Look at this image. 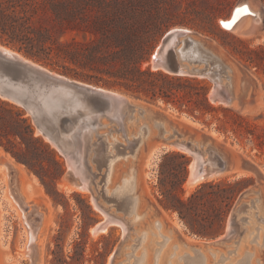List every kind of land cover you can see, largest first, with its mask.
Returning <instances> with one entry per match:
<instances>
[{
    "label": "trees",
    "instance_id": "trees-1",
    "mask_svg": "<svg viewBox=\"0 0 264 264\" xmlns=\"http://www.w3.org/2000/svg\"><path fill=\"white\" fill-rule=\"evenodd\" d=\"M193 6L161 0H0V45L44 67L60 68L65 76L111 83L136 99L161 100L200 120L218 110L208 101L204 79L143 67L171 27L187 26L203 34L214 26L220 12ZM222 110L225 114L216 118L214 127L218 134L231 132L234 139L264 145V134L256 133L237 113ZM0 148L36 175L48 194L58 195L55 186L63 164L55 150L35 134L23 108L1 98ZM163 160L172 164L167 169L160 165V175L165 174L170 184L159 182L164 208L175 211L191 234L215 236L250 178L232 184L203 182L184 200L178 191L185 182L189 158L169 151Z\"/></svg>",
    "mask_w": 264,
    "mask_h": 264
},
{
    "label": "rangeland",
    "instance_id": "rangeland-1",
    "mask_svg": "<svg viewBox=\"0 0 264 264\" xmlns=\"http://www.w3.org/2000/svg\"><path fill=\"white\" fill-rule=\"evenodd\" d=\"M161 1L167 3L177 2L183 7H186L187 5H194L193 7L196 9L212 7L215 12H220L214 22V26L210 28V30L208 29V32L203 34L196 33L187 26L181 27L191 30L199 38L211 43L225 58L248 73L251 79L255 82L257 89L255 103L245 110H240L235 105L231 107H223L217 103H212L209 100L212 84L209 80L204 79L205 81H203V83L209 86L207 93L208 101L213 107L218 108V110L210 114H205L200 120H196L184 112H179L170 104H164L161 100L152 102L144 99H136L126 94L120 88L113 86L111 83L94 84L76 79L93 86L122 92L128 95L136 104L148 109L143 116L139 117L137 122L140 125L144 123L148 125L151 132L150 137L140 147L134 159L119 158L115 161L110 180L109 182L106 181L105 184V189L107 190L106 196L110 197L112 191L116 187L122 186V181L124 179L131 177V170L134 169L133 183H135V187L132 183V192H134V189L136 188L134 193H136L135 195H137L140 199L138 212L139 214L144 212V222L141 223L139 221L140 224H134V222L130 220L133 219L135 214L125 216L121 210L116 209L113 202H107L103 199L101 186L103 184L102 174L105 172V168L103 166L100 168L97 167L94 162L89 161L88 167L90 172H95V181L97 183L100 181V183L97 184L98 187L96 186V188H94V184H91L93 189H90L91 191L85 190L83 191L84 193H82V191L80 192L76 189L73 190L74 187L64 180L63 176L67 169L66 163L64 158L55 151L57 158L63 164V173L55 186L58 195H51L47 193L45 187L36 175L28 171L22 164L17 163L13 158L11 165H16L15 169L13 168L16 171V186L14 188V192H11L8 171L7 169L3 170L1 168L2 164L0 161V264H31V260L25 252L29 228L23 219V213L26 216V213H30L32 209H37L38 211L36 212L42 215L41 225L39 224L38 229L39 233L37 234V239L34 243L36 244L35 264H132L133 258L128 259L126 254L131 252L130 246L135 244L133 240L140 236V234L136 231L138 230L140 232L146 230V225L153 223L154 221H158L161 224L162 228L160 231H163L164 235H168L167 231H170L169 234L174 242L181 240L186 242L188 245L200 247L202 249L203 242H211L214 239L223 236L227 230L232 212L240 204V194L257 184V175L252 172L244 171V174L237 176V174L229 172L220 177L203 181L232 184L239 180V178H250V183L237 195L225 222L223 223L222 229L215 236L199 237L191 234L184 222L178 217L177 213L175 211L165 209L162 205L163 197L161 195L159 182L163 179L165 180L166 187H169L170 184L168 183V178L165 174L160 175V165H163L162 169H167V166H171L172 164H170L171 162H168V160L163 162V155L169 151L176 150L160 152L156 159H151L153 151L158 147H161V142L152 136L155 132V129L152 126L155 119L152 115L154 112L162 113L168 120L174 123L181 124L185 127L210 135L218 144L225 147V149L234 157L238 166L240 159H245L254 164L262 175L261 184L259 185V201H261L264 209V145L260 147L257 146L255 142H249L248 139H234L231 132H229L227 136H223L218 134L214 128L217 123L216 118H223V115L225 114L222 109H228L229 111L237 113L244 118V120L251 127L255 128L256 133L264 134V2H262V0ZM242 2H250L248 4L249 7L253 11H259L261 17V28L259 32L248 36H245V34L240 31H228L222 28L219 24L220 20L228 19L234 7ZM21 55L27 58L23 54ZM35 63L39 64L37 62ZM148 64L149 62L143 64V67H146ZM39 65L43 66L42 64ZM45 68L58 74H61L62 72L60 68ZM67 77L75 79L72 76ZM196 79L200 81L203 80L198 78ZM219 107H221V110ZM103 121L104 123H107V125L104 128H101L99 133L105 134V140L109 144V150H112L114 141L125 144L124 138H122V132L115 131L114 128H116V126L109 123L108 120L104 119ZM127 123L130 124L124 128L127 131V134H135L138 130L137 127H135V123ZM204 123H210V125L207 126ZM120 148L122 147L120 146ZM0 149L4 151L2 148ZM112 152L115 153V150H112ZM0 157L5 159L1 155ZM187 157L189 158L190 163L192 158L189 155H187ZM153 161L154 164H152ZM189 170L188 166L187 174ZM95 181L94 183H96ZM201 183L195 186H186L185 181L182 185L181 191H178V194L185 200L190 194L196 191ZM23 184L25 188L29 187L31 190L28 196L22 192ZM14 194L17 196L18 200H23L24 206H28L25 212L22 208H19L21 206L18 204ZM93 197L101 206L109 208V212L114 216V218H125L126 220H129V228L125 230L121 224H117L113 221L107 226L106 231H101V233L99 232L96 236H93L91 233L93 227L101 221L103 222L105 219L104 213L94 206ZM250 198H255V196L252 195L245 201L248 202ZM243 216L248 218L246 212L243 213ZM246 220L240 222L237 234L226 245L210 247L215 252V256H212L206 249V253H204L206 257H209L210 260L213 259L211 264H233L236 260L241 258L246 251L255 253L251 259V264H257L255 262L256 259L260 260L259 263L264 264V244L263 247L262 245L257 247L258 245L255 243H249L250 245H248L245 242L247 231L251 230V222L250 220L249 222ZM127 233L129 234L128 236H126ZM155 233H158V231L156 230ZM152 240L156 242L160 241L161 238L156 234L147 235V237L140 240V246L134 251V256L140 257L141 253L144 251L141 248L142 244L145 246L147 245L148 248L146 249L147 254L145 257L146 259H150L149 264H153L154 262ZM243 243L245 244L244 246ZM125 245L127 248L123 249L122 247ZM183 252L186 251L184 250ZM182 254L183 253L179 255ZM160 255L158 257L157 264H159ZM223 257H225L226 260H221ZM215 260H218V262H215ZM177 262L179 264H183L182 261Z\"/></svg>",
    "mask_w": 264,
    "mask_h": 264
},
{
    "label": "water",
    "instance_id": "water-1",
    "mask_svg": "<svg viewBox=\"0 0 264 264\" xmlns=\"http://www.w3.org/2000/svg\"><path fill=\"white\" fill-rule=\"evenodd\" d=\"M247 4L249 3L242 2L240 6H236L227 23L233 25L238 19L250 17L252 22L249 28L254 33L259 32L261 28L259 11L236 14L237 8ZM237 15L238 18L234 20ZM219 24L224 28L222 20ZM148 62L150 69L154 71L178 77L209 80L212 84L209 100L220 106L231 107L236 103L240 110H245L256 101V85L248 73L225 58L211 43L199 38L187 28L177 26L168 29L162 35ZM0 98L24 109L31 119L35 134L41 136L64 158L67 169L63 177L74 188L90 190L89 187L83 186L82 180L78 177L77 165L80 155L83 156L84 163L87 162L84 152L104 151L108 145L105 134L99 133V130L107 125L104 119L116 126L115 131L122 132V138L127 145L132 146V152L137 150L138 153L140 147L150 137L149 133L147 135L145 123L140 125L137 121L135 127L138 132L135 135L132 134L128 139L124 133V128L130 125L127 123L128 120L133 116L139 118L148 111L147 108L133 102L128 95L55 73L11 49L6 50L2 45H0ZM152 115L155 117L152 125L155 132L152 136L161 142L160 149L153 154V160L160 152H167L170 148L191 156L192 160L188 166L192 163L194 169L192 172L189 170L186 182L190 176L203 179L216 177L237 165L234 157L210 135L174 123L160 112H154ZM113 146L117 148L121 145L114 141ZM238 163L237 166L241 170L257 175V184L240 194V204L232 212L224 235L211 242H203L204 247L226 245L237 234L240 222L246 219L243 213L260 199L259 185L262 175L259 170L245 159H240ZM6 169L10 190L14 192L16 171L8 165ZM252 195L255 198L245 201ZM14 197L17 199L15 194ZM18 203L22 210H27L21 200H18ZM93 203L105 215L103 222L93 227L95 232H99L115 218L109 212V208L101 206L94 197ZM116 209L118 210L117 207ZM25 219L34 236L41 214L33 209L26 214ZM29 249L31 264H35L34 242L30 244Z\"/></svg>",
    "mask_w": 264,
    "mask_h": 264
},
{
    "label": "bare ground",
    "instance_id": "bare-ground-1",
    "mask_svg": "<svg viewBox=\"0 0 264 264\" xmlns=\"http://www.w3.org/2000/svg\"><path fill=\"white\" fill-rule=\"evenodd\" d=\"M248 3H250V2H248ZM236 6H240V4H238ZM247 7H248V11H250L252 13H256L257 12V11H253L249 7L248 4H247ZM236 17L234 18V20L236 19ZM229 19H230V17L228 19H226V20H222V22L227 23V21ZM251 22H252V19L250 17H244V18L238 19L233 25L230 24V27H225L224 26V29H226L228 31H240L241 33L245 34V36L246 35L248 36V35L254 34L253 30L251 28H249ZM4 48L6 50H9V48H7L5 46H4ZM14 52H16V51H14ZM16 53H18V52H16ZM19 55H21V54H19ZM233 105L238 107L236 103H234ZM138 120H139V118H137L136 116H133L132 119L128 120V122L135 123ZM144 126L147 128V135H148V133L151 134L150 128L148 127V125L145 124ZM124 133L126 134L128 139L131 138L132 134L128 135L127 131L125 129H124ZM118 144H120L122 148H120V147L114 148V146L112 145V150H115V153H113L112 150L111 151L109 150V144L107 145L108 147L106 146L104 151L100 150L98 152H94L92 150V151L88 152L90 154L84 152L86 154V157H87V162L84 163V161L82 160L83 156L80 155L76 173H77L78 177L82 180L83 186H85L87 188L89 187L92 190L93 188L91 187V184L92 185L94 184V186H95L94 188H96L97 184L100 183V181L98 183L95 181L96 174H95V172H90L89 167H88V163H89V161L90 162H94L97 165V167H99V168L103 166L105 168V172L102 174L103 184L101 183L102 184L101 191H102L103 199H105L107 202H113L115 204V206L119 210H121L125 216H129L130 214H135L133 219H131L130 221L134 222V224H140V222L141 223L144 222L143 219H144L145 215H144V212L141 213V214H139V212H138V209H139V206H140L139 205L140 199L138 198L137 195H135L136 193H134L136 191L135 190L136 188L134 189V192H132V183L134 182L133 181L134 169L131 170V177H129L128 179H124L122 181V183H123V184L121 183L122 186L116 187L112 191L110 197L106 196L107 190L105 189V184H106V181L109 182V180H110V177H111V174H112V171H113V168H114L115 161L118 160L119 158H123V159L132 158V159H134L135 156H136V153H137V150H135L136 152L135 151L132 152L133 148L129 144L128 145L126 143L125 144L118 143ZM159 149H160V147H158L157 149H155L153 151V153L151 155V159H153V154L156 151H158ZM169 150H176V149L170 148ZM91 153H93V154H91ZM0 155L5 158V159H2V157H0V161H1V164H2L1 168L3 170H6V165H8L11 168L15 169L16 165L12 164L14 167L11 165V161L13 159L7 153H5L4 151H2L0 149ZM92 158H94V160H92ZM189 169H190V172L193 171L194 168H193V164L192 163L189 165ZM229 172H233L234 174H237V176L242 175V174L245 173L243 170H241L236 165L230 171H227L225 173L220 174L219 176L212 177V178H209V179H214V178L220 177V176H222V175H224L226 173H229ZM209 179L192 178L190 176L188 181L186 182V186H195V185H197V184H199V183H201L203 181L209 180ZM94 181L96 183H94ZM133 184H134V187H135V183H133ZM74 189H76V190H78L80 192L82 191V193H84L83 191H85V189H82V188H73V190ZM21 201L23 203V200H21ZM17 202H18V199H17ZM19 208L21 209V207H19ZM36 211H38V210L36 209ZM246 213H247L248 218H246L245 216L244 217L248 220V222L250 220V222H251V230H248L247 234L245 233L246 234V236H245L246 241L245 242L248 245H250L249 243H252V244L255 243L256 245H258L257 247H259L261 245L263 247V244H264V214H263L264 213V209H263V205H262L261 201H257L256 203H254V205L252 207H250L249 210L246 211ZM145 214H146V212H145ZM31 218H32V216L30 217V219ZM23 219H24V221L26 223V219H25V214L24 213H23ZM116 219H118V218H115V220H110L101 231L102 232L106 231L107 226L110 225L113 221L116 222L117 224L118 223L121 224V226L125 230H127L129 228V226H130V221L129 220H126L125 218H121V219H118L119 220L118 221ZM41 220H42V215H41L40 222L37 224L34 236H32L31 229L27 225L28 228H29L28 236H27L28 237V241H27V244H26V251H25L27 255L30 252V249H29L30 244L32 242L35 243V241L37 239V234L39 233L38 232L39 224L41 223ZM144 226H145V224H144ZM161 228H162L161 224L158 221H154L153 223H149V224L146 225V230L140 231V232L138 230L136 231L137 233L140 234V236L133 240L135 244H132L130 246L131 252L129 254H126V257L128 259L133 258L132 264H140V263L141 264H149L150 263V259H146V257H145L146 254H147V250H146L148 248L147 245L145 246L144 244H142L141 248L144 251L141 253L140 257H135L134 256V251L140 246V243H141L140 240L142 238L147 237V235H155V234L157 236H159L161 238V240L160 241H156V242L154 240H152L153 241L152 249H153V257H154L153 264H157L158 257H159L160 254L161 255H160L159 264L160 263L161 264L162 263H165V264H179L177 261H182L183 264H211V261L213 259L210 260L209 257H206V255L204 254V253H206V249H207L208 252L212 256H215V252L210 247L202 246L203 247V249H202L200 247L188 245L186 242L181 241V240H179L177 242L176 241L174 242V240L171 239V235L169 234L170 231H167L168 235H164L163 231H160ZM156 230L158 231V233H155ZM101 231H99V232L101 233ZM153 231H155V232H153ZM99 232H95L93 229L91 230V233H92L93 236H96L97 233H99ZM128 235L129 234L127 233L126 236H128ZM34 245H35V249H36V244H34ZM154 245H155V248H154ZM244 245L245 244L243 243V246ZM239 247H240V245H239ZM122 248L125 249V248H127V246L125 245ZM184 250L186 252H183ZM235 250H236V248H235ZM122 251H121V253H122ZM181 253H183V254L179 255ZM231 254H233V253H231ZM254 254H255L254 252L246 251V252H244L243 256L241 258H239L238 260H236L233 264H251V259L253 258ZM172 258H173V260H172ZM221 260H226V258L223 257ZM259 261H260L259 259L255 260V262L257 264H262V263H259ZM215 262H218V260H215ZM215 262H213V263H215Z\"/></svg>",
    "mask_w": 264,
    "mask_h": 264
},
{
    "label": "snow or ice",
    "instance_id": "snow-or-ice-1",
    "mask_svg": "<svg viewBox=\"0 0 264 264\" xmlns=\"http://www.w3.org/2000/svg\"><path fill=\"white\" fill-rule=\"evenodd\" d=\"M235 11H236V14H239V13H247L248 12V7L247 6H244L242 8H237ZM236 18H238V16ZM233 23H234V21H233ZM222 24L225 27H230V24H228V23L222 22Z\"/></svg>",
    "mask_w": 264,
    "mask_h": 264
},
{
    "label": "crops",
    "instance_id": "crops-1",
    "mask_svg": "<svg viewBox=\"0 0 264 264\" xmlns=\"http://www.w3.org/2000/svg\"><path fill=\"white\" fill-rule=\"evenodd\" d=\"M30 191L31 190L29 189V187L28 188H25L24 184L22 185V192H23V194H25L26 196H28V194H29Z\"/></svg>",
    "mask_w": 264,
    "mask_h": 264
}]
</instances>
